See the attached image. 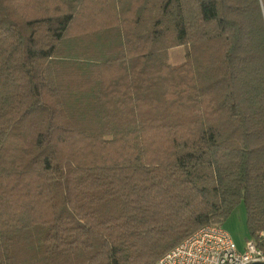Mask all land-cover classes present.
<instances>
[{
    "label": "trees",
    "instance_id": "obj_1",
    "mask_svg": "<svg viewBox=\"0 0 264 264\" xmlns=\"http://www.w3.org/2000/svg\"><path fill=\"white\" fill-rule=\"evenodd\" d=\"M240 203L257 238L264 0H0V264H157Z\"/></svg>",
    "mask_w": 264,
    "mask_h": 264
},
{
    "label": "built area",
    "instance_id": "obj_2",
    "mask_svg": "<svg viewBox=\"0 0 264 264\" xmlns=\"http://www.w3.org/2000/svg\"><path fill=\"white\" fill-rule=\"evenodd\" d=\"M219 224H205L166 251L157 264H264V230L240 251Z\"/></svg>",
    "mask_w": 264,
    "mask_h": 264
},
{
    "label": "rangeland",
    "instance_id": "obj_3",
    "mask_svg": "<svg viewBox=\"0 0 264 264\" xmlns=\"http://www.w3.org/2000/svg\"><path fill=\"white\" fill-rule=\"evenodd\" d=\"M184 60V48L178 46L168 51V61L171 64H178ZM223 228L231 235L232 241L240 251L244 248L245 239H248L246 226V212L242 203L238 204L228 215L223 223Z\"/></svg>",
    "mask_w": 264,
    "mask_h": 264
}]
</instances>
